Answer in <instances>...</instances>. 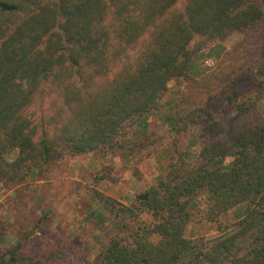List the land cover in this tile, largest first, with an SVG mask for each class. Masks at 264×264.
<instances>
[{
    "label": "trees",
    "instance_id": "16d2710c",
    "mask_svg": "<svg viewBox=\"0 0 264 264\" xmlns=\"http://www.w3.org/2000/svg\"><path fill=\"white\" fill-rule=\"evenodd\" d=\"M233 33L242 38L226 62L193 69ZM181 78L197 86L182 92L172 131L196 128L198 149L175 147L129 204L89 188L114 225L93 264H264V0H0V183L123 148ZM223 105L231 115L214 118ZM204 194L208 221L244 211L233 232L199 245L185 231ZM39 239L25 254L18 241L0 264H82Z\"/></svg>",
    "mask_w": 264,
    "mask_h": 264
},
{
    "label": "rangeland",
    "instance_id": "374dc122",
    "mask_svg": "<svg viewBox=\"0 0 264 264\" xmlns=\"http://www.w3.org/2000/svg\"><path fill=\"white\" fill-rule=\"evenodd\" d=\"M241 38L242 34L233 33L220 42L221 48L219 45L205 49L206 55L198 60L201 65H194L193 69H217L221 60L227 61L229 52ZM214 45L211 44V47ZM190 78L168 83V90L161 99L160 112L151 114L137 126L129 128L123 148L101 155L85 153L65 156L57 160L45 176L31 172L17 184L1 182L0 261L4 260L3 254L7 249L18 241L23 243L21 254H25L31 242L33 244L43 238L56 241L57 246L64 251L69 250L76 261L93 264L95 256L114 230V225L111 221L101 222L100 214L105 212L104 207L94 200L89 188L95 186L104 196L129 204L136 192L146 188L165 172L166 163L174 155L175 147L193 152L198 149L196 128L183 135L172 131L177 101L187 88L189 94V87L197 86L193 82L186 87ZM258 106L264 112V96L258 101ZM231 108L223 105L214 112L213 117L227 119L232 113ZM37 109L33 107L30 114L35 116ZM204 122L205 119H202L197 124ZM231 160L232 157L228 156L224 164L228 166ZM100 176L105 177L95 183V178ZM193 203L185 235L199 245L233 232L244 211V206L240 205L217 221H208L204 218L207 196L200 195ZM57 254L62 255L60 251ZM187 256L189 253L184 259Z\"/></svg>",
    "mask_w": 264,
    "mask_h": 264
}]
</instances>
